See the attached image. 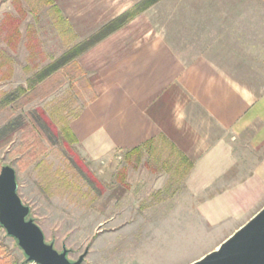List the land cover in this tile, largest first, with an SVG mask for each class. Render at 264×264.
I'll return each instance as SVG.
<instances>
[{
  "label": "rangeland",
  "instance_id": "374dc122",
  "mask_svg": "<svg viewBox=\"0 0 264 264\" xmlns=\"http://www.w3.org/2000/svg\"><path fill=\"white\" fill-rule=\"evenodd\" d=\"M133 1L142 0H0V168L16 169L29 216L57 249H68L71 260L88 249L82 264H187L214 249L221 233L191 207L184 190L186 164L178 151L120 152L111 161H94L81 152L78 140L70 151L54 133L71 128L72 118L94 97L85 70L69 64L29 85L31 77ZM175 4L251 12L252 49L238 50L239 64L231 69L264 92V0H158L150 10L157 26ZM237 20L238 30L243 29ZM35 110L51 139L29 125ZM158 154L162 160L154 157ZM77 155L84 160L78 161L80 168L73 161ZM0 243L12 257L10 264H26L18 240L1 224Z\"/></svg>",
  "mask_w": 264,
  "mask_h": 264
},
{
  "label": "crops",
  "instance_id": "0c3cea01",
  "mask_svg": "<svg viewBox=\"0 0 264 264\" xmlns=\"http://www.w3.org/2000/svg\"><path fill=\"white\" fill-rule=\"evenodd\" d=\"M153 6L77 58L95 96L70 125L94 161L178 151L184 190L198 217L221 233L217 247L264 206V92L231 69L238 50L252 49L251 12L175 4L160 27Z\"/></svg>",
  "mask_w": 264,
  "mask_h": 264
},
{
  "label": "water",
  "instance_id": "95a60500",
  "mask_svg": "<svg viewBox=\"0 0 264 264\" xmlns=\"http://www.w3.org/2000/svg\"><path fill=\"white\" fill-rule=\"evenodd\" d=\"M16 169L0 168V224L18 240L28 261L39 264H82L88 249L78 259L68 257L46 239L41 226L30 217L31 207L18 192ZM187 264H264V206L217 247Z\"/></svg>",
  "mask_w": 264,
  "mask_h": 264
},
{
  "label": "trees",
  "instance_id": "16d2710c",
  "mask_svg": "<svg viewBox=\"0 0 264 264\" xmlns=\"http://www.w3.org/2000/svg\"><path fill=\"white\" fill-rule=\"evenodd\" d=\"M157 1L158 0H142L141 2L136 4L132 9H129V10L123 12L118 17L107 22L98 31H96L94 34H92L88 38L84 39L82 42H80V43L74 45L73 47L69 48L60 57H58L56 60H54L53 62L48 64L42 70H40L33 78L31 77L29 79V85L33 87L39 80H43L45 77L51 75L56 70H58L62 67H65L69 64H71L74 67L79 68V70L83 72V69L77 60V58L83 52H85L87 49H89L95 43H97L98 41H100L101 39H103L104 37H106L107 35L112 33L113 31H115L116 29L123 26L126 22H128V20H130L136 14L145 10L146 8H148L150 5L154 4ZM71 76L73 77V75H71ZM94 96H95V94H94ZM41 116H42V114H40V112H37V110L30 112L29 113V118H30L29 125L34 126L40 132V134L43 135V137L51 139V131H49V133H47V131L45 129L46 121ZM6 130H8V128H6ZM12 132H14V128L11 129L9 134L5 137V139L7 141L10 139ZM54 134H55V136H57V138L60 140V142L66 146V148L70 149V151L76 150L75 147L73 146V143H75L77 141V137L75 136L74 132L71 130L70 127L65 126L62 130L57 131ZM0 144H2V142H0ZM132 152H133V150L130 151V153H132ZM79 160L84 161L80 156H78V159L73 158L74 163L76 165H78V167L80 168L81 166L78 163ZM1 255L3 257H6V258L4 259V258L0 257V264H10L13 262L12 257L9 255V253L6 250V247L4 245H1V243H0V256Z\"/></svg>",
  "mask_w": 264,
  "mask_h": 264
},
{
  "label": "built area",
  "instance_id": "2783aa9c",
  "mask_svg": "<svg viewBox=\"0 0 264 264\" xmlns=\"http://www.w3.org/2000/svg\"><path fill=\"white\" fill-rule=\"evenodd\" d=\"M26 264H39V263L36 262V261H33V260H32V261H28V260H27V261H26Z\"/></svg>",
  "mask_w": 264,
  "mask_h": 264
}]
</instances>
